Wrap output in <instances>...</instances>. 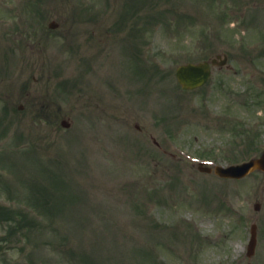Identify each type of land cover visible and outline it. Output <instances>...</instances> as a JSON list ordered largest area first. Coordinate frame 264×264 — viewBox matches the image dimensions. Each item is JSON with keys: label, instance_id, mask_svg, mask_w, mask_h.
Here are the masks:
<instances>
[{"label": "rangeland", "instance_id": "374dc122", "mask_svg": "<svg viewBox=\"0 0 264 264\" xmlns=\"http://www.w3.org/2000/svg\"><path fill=\"white\" fill-rule=\"evenodd\" d=\"M38 1L0 0V264H264V174L197 168L264 149V0Z\"/></svg>", "mask_w": 264, "mask_h": 264}, {"label": "water", "instance_id": "95a60500", "mask_svg": "<svg viewBox=\"0 0 264 264\" xmlns=\"http://www.w3.org/2000/svg\"><path fill=\"white\" fill-rule=\"evenodd\" d=\"M215 63V62H214ZM177 77L184 89H195L204 85L210 77V67L208 63L199 65L181 66L177 71ZM200 170L211 172L212 169L200 165ZM256 170L264 171V153L260 158L253 159L248 163L231 166L229 168L217 167L216 174L223 178L241 179ZM257 244V228L252 227V238L249 245V256L255 252Z\"/></svg>", "mask_w": 264, "mask_h": 264}, {"label": "flooded vegetation", "instance_id": "af4514ba", "mask_svg": "<svg viewBox=\"0 0 264 264\" xmlns=\"http://www.w3.org/2000/svg\"><path fill=\"white\" fill-rule=\"evenodd\" d=\"M59 26H60V24H59ZM51 27H52V28H57L56 25H52ZM91 31H92V29H91ZM94 34H95V32H94ZM45 64H47V63H45Z\"/></svg>", "mask_w": 264, "mask_h": 264}]
</instances>
